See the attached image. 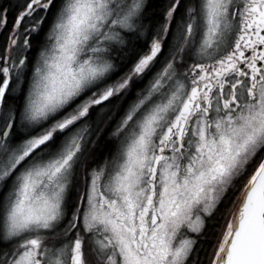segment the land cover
<instances>
[{
	"label": "snow or ice",
	"instance_id": "obj_1",
	"mask_svg": "<svg viewBox=\"0 0 264 264\" xmlns=\"http://www.w3.org/2000/svg\"><path fill=\"white\" fill-rule=\"evenodd\" d=\"M0 264H264V0H0Z\"/></svg>",
	"mask_w": 264,
	"mask_h": 264
}]
</instances>
